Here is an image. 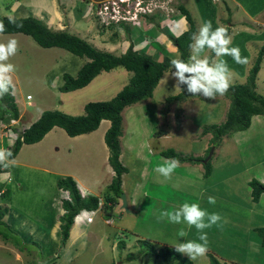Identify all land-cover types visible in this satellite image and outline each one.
<instances>
[{
    "label": "rangeland",
    "instance_id": "rangeland-1",
    "mask_svg": "<svg viewBox=\"0 0 264 264\" xmlns=\"http://www.w3.org/2000/svg\"><path fill=\"white\" fill-rule=\"evenodd\" d=\"M55 1L64 11L72 10L69 4H73V1L77 4L75 22L70 24V21L74 20L70 17L72 11L66 12V16L62 15L59 20L60 24L55 23V30L65 27L58 30H67L92 45L117 55L125 52L131 40L135 38L134 48L153 57L159 55L158 51L151 49L159 48L155 44L159 30L167 35L169 31L175 35V32L183 31L188 26L184 16L179 13L178 5L182 4L193 17L197 31L205 20H211L213 28L217 25L225 27L232 37L231 46H238L241 55L247 58L248 62L241 65L235 63L231 57H223L232 70L230 83L245 82L249 69L264 44V0H237L238 5L235 0H172L169 7L160 11L162 15L160 14L158 19H146L141 25L130 26L129 33L116 26L108 28L107 31H100L99 28L98 30L93 16L84 14L85 3L89 0ZM12 2L17 3L16 0H0V17L3 13L24 15V11H20L21 7L17 12L12 8L5 10L1 6ZM256 14L258 15L252 22L247 21L249 15ZM168 15H171V18H168ZM250 34H253L252 38ZM10 36L17 35L0 33V42L9 38L18 39V51L10 58V62L16 66L14 74L20 84V91L15 88L11 94H17L18 108L23 112L26 110L27 116L15 123L23 127H27V118H35L44 110H60L70 115L84 114L85 103L111 99L132 75L119 66L108 72L102 71L86 86L87 89L60 92L57 84L60 83L63 72L76 75L87 59L58 47H41L27 35ZM145 42L150 46L142 49L143 45L140 46ZM164 56L167 55L163 54ZM175 83L174 78L166 77L164 83L157 85L152 97L122 111L125 124L122 125V135L119 139L120 160L128 171L122 175L121 187L124 189L127 203L129 202V211L116 204L107 216H104V201L100 199L97 210H82L77 218L79 223L86 226L83 235L76 240L69 237L67 244L63 245L57 228L59 213L62 211L57 188L55 186L54 209L49 211L46 207V197H41V193L36 192V186L41 187L45 194L50 187L48 184L44 185L45 183L41 186L39 183L34 185L31 180L29 187L34 190L33 194L21 196L25 189L18 190L15 194L23 220L10 218L9 222L7 221L10 229L5 226L2 230L10 238L13 237V242L20 244L23 250L0 238V264H178L168 258L166 253H162L163 248L174 247L179 239L183 242L184 238L177 236L180 228H184L188 233L186 239H196L199 233L194 227L172 224L166 220H158L157 217L161 211H172L175 206L185 201L197 202L203 209L218 212L222 217L218 225L204 230L208 235V252L203 257L192 261L186 254L181 253L193 264H210L209 254L216 258L228 259L221 261L226 264H264V247L256 231L264 226V193H261L258 201H253L249 185L252 178L264 183V158H259L256 164V158L264 156V132L257 131L259 126L260 131L264 130V125H260L257 119L254 122L251 120L246 130L222 136L219 145L213 147V152L208 158L210 150L208 153L206 150L211 145V133H205L204 129L209 125L224 122L229 99L221 95L214 100L195 96L183 101L167 102V97L180 92L179 88H175ZM256 87L259 93L264 94V57L256 77ZM26 94L32 98L28 100V105L25 103ZM259 117L264 118L263 115ZM17 127L21 128L18 125ZM101 127L103 128L102 123L95 131L87 133L81 146H77V140L74 138L71 146L75 153H82L92 143L97 152L102 151L104 132H101ZM9 134L16 135L10 132ZM11 145L12 143L8 145L6 141L3 146L8 149ZM168 148H173L181 156L191 155L208 159L212 166L211 174L208 177L203 176L205 163H201L202 161H187L180 162L171 179L166 180L155 168L167 158L161 155V151ZM68 153L69 150L62 152L65 155ZM29 154L30 150L23 149L21 156H26V160ZM38 157L35 156L37 159ZM88 159L90 163L84 167L93 170L90 177L102 176V183L93 189L101 195L112 176L104 174L100 163L95 162L92 156ZM16 160L21 158L17 156ZM60 164L70 169L73 162ZM72 173L74 174V171ZM112 173L114 175V171ZM9 174L13 177L12 170H9ZM209 195L216 198L215 205L208 203ZM26 206H29V210L25 212ZM100 213L105 220L99 216ZM88 216L91 217L90 223L84 220ZM40 217H43V222L41 230L38 231L36 224ZM152 250L162 254L156 256ZM128 255L132 257L128 258Z\"/></svg>",
    "mask_w": 264,
    "mask_h": 264
},
{
    "label": "trees",
    "instance_id": "trees-1",
    "mask_svg": "<svg viewBox=\"0 0 264 264\" xmlns=\"http://www.w3.org/2000/svg\"><path fill=\"white\" fill-rule=\"evenodd\" d=\"M178 8L180 11L179 13L184 16L188 26L176 36L169 31L168 38L177 48V57L187 60L190 55V37L192 33L197 32V28L189 10L182 4L178 5ZM159 15L160 14H155L154 16L148 17V19H158ZM94 22L96 23L97 29L99 28L100 31H107L108 28L112 27L101 26L96 20H94ZM0 25H3L4 28V31L0 33H21L30 36L41 47H58L87 59L78 69L76 75H71L66 72L63 73L61 84L58 87L60 92H70L85 87L102 71L108 72L119 66L132 73L128 82L111 99L106 101H89L85 103L84 114L70 115L60 110H44L36 121L23 130H18L17 126L11 124V120L17 119L19 116V109L13 95L7 94L0 99V121H2L4 129H9L12 134L17 133L12 140V158L15 157L23 144L39 142L51 129H53V127H59L63 129L68 136L73 137L96 130L103 119H108L110 121V126L104 133V141L108 148V164L114 171V175L101 195L96 196L88 194L86 196H81L77 183L71 176L58 175L55 179L56 191L59 193V205L63 210L59 216V237L61 244L66 245L69 239V230L74 218L82 210L92 212L97 210L99 200L102 199L104 201L103 209L105 208V216H107L108 212L112 210V207L119 204L120 195L123 192L121 178L122 175L128 171L127 167L124 166L120 160L121 151L119 139L122 135V111L125 107L140 103L152 97L153 91L165 71L171 70L170 60L173 58L164 56L161 61H157L152 55L134 49L133 40H131L125 52L117 55L113 52L99 49L84 38L70 33L67 30L52 31L43 21L32 16H2L0 17ZM121 26H124L126 33L130 32V26L124 24ZM110 39L114 40L112 38ZM258 52L255 62L249 69L245 82L230 83L228 91L224 95H221L229 99V107L223 123L219 125L212 124L204 129L205 133H211V145L207 148L206 153H208L212 146L219 145L222 136L229 135L235 131L246 130L250 126L253 116H264V94L259 93L256 87V77L264 57V44L260 47ZM195 96L189 94L186 89H180L179 93L167 97L166 100L167 102H174L177 100L183 101ZM161 155L167 158L175 157L180 162H194L204 159L191 155L181 156V154L176 152L173 148L161 151ZM259 158L263 160L264 156L257 157V162ZM204 168L205 171L203 176L208 177L212 170L209 160L204 164ZM249 185L251 187L252 200L258 201L261 193H264V183L252 178L249 181ZM62 191L68 192V198H65V193ZM9 198L8 191L0 193V199L8 201ZM8 204V202L4 205L2 203L0 204V238L7 243L12 242L15 246H18L19 250H23L20 244L13 242V237L10 238L2 231L5 226L10 229L5 219L7 215L6 212L9 211ZM256 231L260 243L264 247V226L257 228ZM21 238L24 240L23 235ZM162 251V253H166L167 256H169L168 258L172 261H176L178 264H193L190 259L177 252L174 247L166 246ZM152 253L156 256L162 254L156 253L155 250H152ZM131 257L132 256L128 255V258ZM208 257L210 264H226L212 254H209ZM111 264L115 263L112 262Z\"/></svg>",
    "mask_w": 264,
    "mask_h": 264
},
{
    "label": "crops",
    "instance_id": "crops-1",
    "mask_svg": "<svg viewBox=\"0 0 264 264\" xmlns=\"http://www.w3.org/2000/svg\"><path fill=\"white\" fill-rule=\"evenodd\" d=\"M16 1H17V3L12 2L9 5L1 4V6L4 7L5 10H7V9L11 10V8H12V9H14V11H17V12L21 7L20 11H24V15H21V14L20 15H5V13H3L4 14L3 16H7V17H26V16L36 17V18L42 20L47 25V27L52 31H55V23L60 24L59 20L61 19L62 15H63V17L66 16V12L70 13L72 11L71 12L72 16H70V17H73L74 20L70 21V24H73L75 22L76 19L74 17L77 18V11L75 9L76 8L75 6H77V4H75V1H73V4H69L72 10H68V11H64L63 9H61L60 5L57 4L55 0H16ZM236 1L237 0H235V2ZM236 5H238L237 2H236ZM13 6H14V8H13ZM72 6H73V8H72ZM25 7H27V8H25ZM15 8H16V10H15ZM262 11H264V9ZM243 12L245 13V11H243ZM258 14L249 15V18H247V21L251 20L250 22H252ZM169 26H170V24L168 25V27ZM68 27H70L69 24H68ZM64 28L65 27H60L58 29H64ZM186 28H187V26H186ZM159 32H160V34L155 38L156 39L155 44L159 48H157V49L151 48V49L158 51L159 55L155 56L153 58L156 59L157 61H161L163 59V54L170 56V58H176L177 57V48L173 45L172 41L168 38V35L166 33H164L163 31H160V30H159ZM181 32L182 31H179L178 33L175 32V36ZM1 34H3V33H1ZM13 34H16L17 36H10V37H20L18 35H22L21 33H13ZM250 38H252V37L250 36ZM16 40L18 41V39H16ZM101 40L102 39L100 38V41ZM132 40L134 43H136L135 38ZM248 43L250 44L251 42L249 41ZM142 45H143L142 49L150 46L149 44H147V42H145L144 44L142 43L140 47H142ZM260 70H261V67H260ZM260 70H259V72H260ZM63 73H65V72H63ZM167 73H169V74H167ZM169 76H171L170 71H165V73L163 74V76L161 77V79L158 83V86L161 85L162 83H164L166 77L169 78ZM13 80H14L15 88H17L18 91H20L19 90L20 84L17 82L18 80H17L15 74H13ZM61 80H62V77H61ZM60 84H61V81H60V83L57 84V86H59ZM86 86H85V88L83 87V89H87L88 87H86ZM26 95H28V94H26ZM25 103L27 104V101H25ZM133 105H136V103ZM129 107H126V108H129ZM25 111L23 112V110H21V112L19 114L20 115L19 119L22 118V120H23L27 116L25 114ZM40 114L35 118H27V120H28L27 121V127L31 123H33L34 120H37L38 117L40 116ZM122 116H123V121L125 122V118H124L123 113H122ZM256 119L260 121V125H264V118L259 117V115H255L252 117L251 120L254 122V120L257 121ZM101 123L103 125V128L101 127V132L105 133V131L107 130V128L110 125V122L106 119H103L101 121ZM123 124H125V123H123ZM21 127H23V126H21ZM260 130H261V127L259 126V129L257 131L258 132H264V130H262V131H260ZM86 135H87V133L71 137V136H68L63 129H61L59 127H53V129H51L43 137V139L41 141H39L38 143L24 144L22 146V148L19 149V152H17L18 155H16L13 158L14 164L12 166H10L7 169L0 167V183H1L0 184V190H3L4 193L8 191L9 197H10L8 201L0 199V204L2 203L4 205L6 202L9 203L10 211L7 213L8 217H5V219L8 222H9L10 218H15V217L18 220H23L22 219V211L18 207L19 201L16 199L15 194H16V191L24 190V189L25 190L21 193V196L27 195L29 193L33 194L34 190L29 187V185L31 184V180H33L34 185L36 183H39L41 186L42 183L43 184L45 183L44 185L48 184V186L50 187V190H48L47 194H45L46 192H42L41 187L36 186V192L37 193L40 192L41 197H44V198L46 197V207L49 211H52L54 209L55 190H56L55 189V179L58 175L59 176L60 175L61 176L62 175L72 176L74 178V180L78 183L77 185L81 188V190L84 193H90V194H94V195L98 196L99 191H96L93 189H95L96 186L100 185L102 183L103 179H102L101 175L95 176V177H90V173L93 172V170L86 169L84 167L86 164L90 163V160L88 159V157L92 156L94 158L95 162L100 163V166L103 169L104 174L110 175V177H111L113 173H112L111 167L107 163L108 152H107V147H106L105 143L102 142V145H103L102 151L100 150L97 152L94 143H92L90 146H87V148L84 149L82 153H80V152H79V154L75 153V149L72 148V146H71L72 142L74 141L73 139L76 138L77 146H81L84 143L83 142L84 139H86V137H87ZM10 137H12V136L9 133H7V130L4 129V125H3L2 121H0V147L2 146V148H5V146H3V145L5 144L6 141L8 142V145H10L12 143V140H13V138H12V140H9ZM90 138H91V136H90ZM5 139H6V141H5ZM8 149L11 150V147L9 146ZM23 149L30 150V154L26 160H25L26 156H21ZM65 150H69L68 155L62 154V152H64ZM36 155L39 156L38 159L35 158ZM17 156H19L21 158V160H16ZM97 157H101V159L98 160ZM45 160H46V163H45ZM39 162H42V164H39ZM60 162H64L65 164L73 162V165L70 169H68V167H66V168L63 167V165L60 164ZM78 164H80L81 166L80 167L77 166ZM246 164H248V163H246ZM256 164H258V162ZM15 167H16V169H14ZM9 170H12L13 177H12V181L7 183L6 180H2V177H4L6 174H9ZM73 171H74V174L72 173ZM3 172H6V173H3ZM89 181L91 182V184H89ZM82 184H85V185H82ZM88 190H92V191L89 192ZM36 195H38V194H36ZM228 199H230V197ZM27 210H29V206L25 207V212ZM61 213H62V211L59 214H61ZM9 215H12V216H9ZM99 216L102 218V220H105L102 213H100ZM104 216H105V214H104ZM85 219H86V217H85ZM42 222H43V217H40L38 219V224H36V226H38V231L41 230ZM90 222H92L91 219H90ZM82 225L83 224L81 222L79 223V221L76 220V222L73 223V225L70 229L69 237L70 238L72 237L73 240H76L79 237H81V235H83V233H84V229L86 228L85 225H83V226ZM80 228H82V229H80ZM114 245H116V243ZM116 247H117V245H116ZM217 259H219L220 261H228V259H225L223 257H219Z\"/></svg>",
    "mask_w": 264,
    "mask_h": 264
},
{
    "label": "clouds",
    "instance_id": "clouds-1",
    "mask_svg": "<svg viewBox=\"0 0 264 264\" xmlns=\"http://www.w3.org/2000/svg\"><path fill=\"white\" fill-rule=\"evenodd\" d=\"M122 28H124V26H122ZM3 31V25H0V32ZM190 39V55L188 59L184 60L183 58L176 57L170 60V75L175 79V88L181 90L186 89V91L192 96L199 95L209 100H214L218 95H224L228 91L232 79V70L229 67L228 61L223 59V57H231L235 63L241 65L248 62L247 58L241 55V50L238 46H231L232 37L228 34V30L220 25L213 28L211 20L203 21L198 31L192 33ZM18 48L19 44L15 38H9L7 41L0 42V99L15 91L13 74L16 71V66L10 62V58L16 55ZM26 96L25 100L28 102L29 99H26ZM13 97L17 105V94H13ZM18 109L20 114L21 108ZM19 117L20 115L17 119H12L15 122L11 124L21 127V125L15 124L19 122ZM24 128L26 127L18 128V130H23ZM15 136L12 137L14 138ZM13 164L14 160L12 158L11 150L0 148V167L7 169ZM179 166L180 161L177 158L169 157L164 159L161 164L157 165L155 171L167 180L171 179L174 171ZM2 180H6V182L9 183L12 181V177L10 174H6L2 177ZM77 187L81 196L90 194L84 193L78 185ZM2 192L4 191L0 190V193ZM62 192L65 193V198H68V192ZM207 200L211 205L216 204V198L214 196L209 195ZM119 206L121 207V199L119 201ZM8 212H6V214ZM79 214L75 216L73 223L79 218ZM90 219L91 217L89 218L88 216L85 221L89 223ZM157 219L166 220L167 222L177 225L186 224L188 227H194L198 231L199 235L196 239H186L188 233L184 228H180L177 232V236L179 238L183 237L184 240L181 242L179 239L177 243L173 245L177 252L186 254L192 261H195L198 258L203 257L208 251V235L204 230L211 228L213 225H218L222 220V217L218 212H208L197 202L185 201L175 206L172 211H161ZM58 227L59 222L57 224V228Z\"/></svg>",
    "mask_w": 264,
    "mask_h": 264
},
{
    "label": "built area",
    "instance_id": "built-area-1",
    "mask_svg": "<svg viewBox=\"0 0 264 264\" xmlns=\"http://www.w3.org/2000/svg\"><path fill=\"white\" fill-rule=\"evenodd\" d=\"M172 0H97L85 4V15L93 16L104 27L136 26L155 14H161ZM172 11V10H171ZM162 15V14H161ZM171 18V15H168ZM163 19V18H162ZM30 95L26 99H30ZM15 121H11L13 123ZM10 130H7L9 133ZM11 133V132H10ZM12 134V133H11Z\"/></svg>",
    "mask_w": 264,
    "mask_h": 264
},
{
    "label": "water",
    "instance_id": "water-1",
    "mask_svg": "<svg viewBox=\"0 0 264 264\" xmlns=\"http://www.w3.org/2000/svg\"><path fill=\"white\" fill-rule=\"evenodd\" d=\"M212 152H213V146L210 148V152H209V156H208V158H210ZM207 161H208V159L204 158V159L202 160V163H206ZM120 199H121V207H122L123 209H125L126 211H129V209H128V204H127V200H126V195H125L124 192L121 193V195H120Z\"/></svg>",
    "mask_w": 264,
    "mask_h": 264
}]
</instances>
